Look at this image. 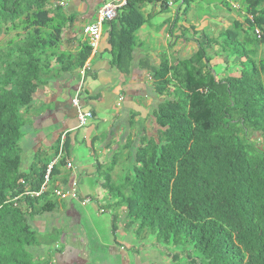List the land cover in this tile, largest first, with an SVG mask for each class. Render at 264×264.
Segmentation results:
<instances>
[{
  "label": "trees",
  "instance_id": "1",
  "mask_svg": "<svg viewBox=\"0 0 264 264\" xmlns=\"http://www.w3.org/2000/svg\"><path fill=\"white\" fill-rule=\"evenodd\" d=\"M56 1L0 0V38L9 36L0 46V264H45L35 257L41 243L32 220L55 210L50 192L23 199V208L10 203L21 193L20 180L39 190L47 167L21 171L22 110L46 86L53 61L56 71L77 64L79 72L92 53L88 41L77 56L61 51L67 21L61 7L52 11ZM244 1L253 35L240 42L227 31L218 52L245 59L240 75L219 80L202 46L175 66L165 62L153 70L161 98L155 132L129 142L127 174L118 183L111 177L118 156L105 172L97 164L106 207L124 208V227L135 226L137 241L150 239L156 254L170 260L160 264H264V60L256 61L252 49L264 45V0ZM142 2L130 1L106 24L111 66L121 74L144 24ZM57 173L55 166L52 178Z\"/></svg>",
  "mask_w": 264,
  "mask_h": 264
},
{
  "label": "crops",
  "instance_id": "2",
  "mask_svg": "<svg viewBox=\"0 0 264 264\" xmlns=\"http://www.w3.org/2000/svg\"><path fill=\"white\" fill-rule=\"evenodd\" d=\"M110 1L61 0L64 5L60 6L62 16L67 21L61 46L64 54L71 57L78 55L87 44L84 29L98 21L99 10ZM141 1L137 6L144 24L135 34V46L127 74L112 68L108 27L107 23L102 25L98 49L91 53L85 64L88 71L81 104L84 110L93 114V119L86 127H79L76 110L71 104L79 83L77 64L66 73L56 71L57 64L53 61L54 72L44 78L46 86L38 90L30 108L22 110L25 127L20 142L21 171L32 175L34 166L39 170L61 154L66 163L59 161L56 164L58 173L51 178L49 192L52 193L54 189L75 190L80 199H90V203L83 206L81 201L72 199L60 200L61 204H57L59 200L50 197L48 202L55 205L53 212L59 209L61 222L45 225V234L52 232L51 228L55 225L65 226L63 218L66 213L75 214L71 215L75 223L70 220L68 224L78 225L77 219L81 223L76 207L94 212L96 216L97 208H100V214L107 211V199L99 184L101 175L97 172V164L105 172L115 156L119 159L120 154H128L130 141L135 142L155 132L153 112L161 98L155 91L153 70L159 69L165 62L170 67L175 66L191 58L202 46L211 58L210 65L219 80L240 75L241 63L245 59L228 57L224 53L218 55V52L227 31L237 32L240 42L247 35H253L247 23L251 16L247 13L244 0ZM236 23L241 25V29L236 30ZM252 49L255 50L256 61L264 60L263 44L256 43ZM66 137L71 140L68 150L60 148ZM68 163L70 169L66 167ZM114 215L110 219L111 236ZM39 222L41 218L34 217L32 227L41 237L33 226ZM103 222L109 223L108 220ZM116 225L118 227L117 222ZM119 233L118 230L116 237ZM62 243L61 250H65L68 257L61 250L55 257L64 264L73 263L76 259L72 260L71 257L84 250L82 244L76 246L73 241L63 240Z\"/></svg>",
  "mask_w": 264,
  "mask_h": 264
},
{
  "label": "rangeland",
  "instance_id": "3",
  "mask_svg": "<svg viewBox=\"0 0 264 264\" xmlns=\"http://www.w3.org/2000/svg\"><path fill=\"white\" fill-rule=\"evenodd\" d=\"M60 5V1L53 3L51 6L52 11H55L56 7L59 8ZM8 39L9 36L3 34L0 38V46L4 45ZM126 156L122 153L117 160L112 174L113 182L115 183H118L121 176L125 173L123 169L126 166ZM57 204H61L60 200ZM99 209H96V216L94 212L91 213L89 210L76 207V212L80 216L81 223L77 219L78 225L68 224L70 220L72 223H75V220L71 218V215L75 214L73 212L71 214L66 213L65 218H63L65 220V226L61 225L56 227L55 225L54 228H51L52 232H46V234L44 232L45 225L60 224L59 209L51 214H40L36 216V218H41V222L33 224V226L41 234L40 243L42 245L37 246V249H35L36 260L45 264H64L60 258L57 259L55 256L62 249L63 240H66L73 241L76 246L79 244L80 246L83 245L84 249L81 253H77V255L75 253L71 259L76 260L73 263L69 262V264H123V262L126 264H160L163 260L165 263L170 261L165 260V258L162 260L160 255L156 254L157 249L151 247L149 244L150 239L137 241L134 237L135 226L129 229L124 227L125 216L122 207L107 209L103 214H100ZM113 213L119 220L117 224L118 230L121 233L117 235V242L114 241V238L110 234V219ZM105 220H108L109 223L103 222ZM119 242L121 244H118ZM120 247L124 249L121 250ZM62 252H64V256L68 257L65 250Z\"/></svg>",
  "mask_w": 264,
  "mask_h": 264
},
{
  "label": "built area",
  "instance_id": "4",
  "mask_svg": "<svg viewBox=\"0 0 264 264\" xmlns=\"http://www.w3.org/2000/svg\"><path fill=\"white\" fill-rule=\"evenodd\" d=\"M130 1L132 0H111L108 3H105L98 12L99 13L98 21L95 24L87 26L84 29V35L87 37L88 45L92 52H96V50L98 49L102 35L101 33L102 25L115 20L118 15V12H120L123 8H125ZM159 1L163 2L164 0H159ZM60 6H64V5L61 3ZM168 6H171V4H169ZM256 35H258V37L260 36V32L258 30H256ZM87 71H88V66L85 65L78 72V78H79L78 88L71 101L73 108L76 110L77 122L80 128L86 127L88 123L93 119L92 112L84 110L81 104ZM60 148L61 149L63 148V140L61 142ZM61 158L62 156L61 154H59L53 162L47 165L45 173L43 175V182L39 190L37 191L32 190V186L29 183H27L25 180H20L19 184L20 187L22 188L21 193L18 196L14 197L12 200H10V203L13 204V207L19 208L22 206L23 208L25 207V203L23 199L25 198L38 199L42 195L50 191L52 172L56 164L61 160ZM66 167L70 169L71 165L68 163ZM52 194L55 198L61 201H65L69 199L79 202L81 201V204L83 206H86L90 203V199L88 198L80 199L78 194L75 192V190L65 191L62 189H54L52 191Z\"/></svg>",
  "mask_w": 264,
  "mask_h": 264
}]
</instances>
